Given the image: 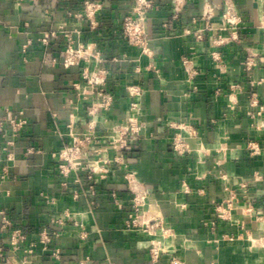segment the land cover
I'll return each instance as SVG.
<instances>
[{"label": "crops", "instance_id": "crops-1", "mask_svg": "<svg viewBox=\"0 0 264 264\" xmlns=\"http://www.w3.org/2000/svg\"><path fill=\"white\" fill-rule=\"evenodd\" d=\"M84 1L24 0L19 5L0 0V118L23 111L28 120L18 134H0L2 143L15 141L9 149L14 160L0 152V169L6 164L10 172L0 180V207L27 235L21 249L13 251L9 233L0 230L6 246L0 264H171L173 258L181 264H264V0H230L242 18L241 40L221 47L212 39L220 32L226 0H187L177 20L172 0H158L146 21L151 55L122 34L133 0H98L102 23L94 30L86 18L77 17ZM208 10L213 29L199 41L185 30L204 27ZM61 25L79 28L82 40L94 41L109 70L107 88L114 102L95 116L103 144L131 112L134 98L127 86L143 89L141 132L130 149L106 150L110 172L93 190L85 176L75 183L74 175L65 177L57 168L55 154L72 142L69 122L84 131L89 106L99 102L82 79L88 62L66 68L64 38L49 45L40 40ZM215 50L219 63L212 58ZM184 56L197 70L194 77L183 66ZM171 122L187 128H172ZM177 131L191 147L183 157L171 148ZM250 140L262 145L260 155H250ZM119 155L123 159L115 160ZM126 162L136 171L133 186L125 178ZM136 194L145 197L138 219L160 218L169 228L158 262L149 253L151 237L127 224ZM46 196L55 200L47 202ZM232 196L229 218H219L214 204ZM44 228L54 235L48 249L39 241ZM32 243L33 252H26ZM54 248L61 249L59 259L52 255Z\"/></svg>", "mask_w": 264, "mask_h": 264}, {"label": "built area", "instance_id": "built-area-1", "mask_svg": "<svg viewBox=\"0 0 264 264\" xmlns=\"http://www.w3.org/2000/svg\"><path fill=\"white\" fill-rule=\"evenodd\" d=\"M17 4H22L24 0H16ZM187 0H172L173 15L172 19L177 20L186 5ZM158 6V0H133L131 10L124 16L122 21V34L126 38L127 42L141 50L143 54H152L150 46V38L147 34V14L150 10L155 9ZM103 9V4L98 0H85L83 3V12L78 13L77 17H84L88 20L90 30L96 29L102 22L98 18L99 13ZM204 18L207 23L204 27L199 29L187 28L185 32L192 34L194 37L202 41L205 37V32L213 29L210 21V10L205 11ZM242 18L235 11L234 5L230 0H226L225 9L222 14V26L220 32L213 39L212 43L216 47H221L225 44H232L240 42V24ZM264 27V22L263 25ZM63 37L65 40L64 56L62 58V64L64 67L69 68L71 66L80 64L81 61L88 62V65L84 67L82 71V79L92 89L93 94L99 98L97 104L89 106V122L87 128L83 131L80 130L72 119L69 124V136L72 142L64 145L56 154L58 171L65 177L74 175L75 183H81L82 177L85 176L90 182V188L93 190L94 185L98 180L105 179L110 172V161L104 157V153L108 148H113L119 153H122L130 149V144L133 139L141 132L143 127L140 121L139 114V98L143 93V89L139 84H130L127 86L129 95L134 98L131 102V112L127 117L126 123L117 124L113 127V134L109 136L108 144H103L96 132L95 116L99 109H109L114 102L113 94L108 90V75L109 70L103 65V57L100 50L97 49L96 43L92 40H82V30L79 28H69L65 25H61L58 28H51L44 32L40 38L41 42L45 45H49L54 39ZM29 43L24 44L23 49L26 50ZM212 58L216 62H221V54L218 50L212 52ZM118 58H114L117 60ZM192 60L188 56L182 58L183 66L188 73L189 77H194L197 74V70L191 66ZM94 63L93 67H90ZM247 66L251 67V61L248 60ZM238 84H232L231 88H238ZM259 102L254 99L253 104L257 105ZM264 106L261 105V109ZM28 124L27 118L23 116V111L7 112L5 119L0 118V134L4 137L8 136V132L12 135L18 134ZM169 125L172 128L185 130L187 125L182 122H171ZM171 148L173 152L179 156H185L190 150V143L186 135L181 131L172 133ZM15 141L13 138H6L5 142H0V152H6V160H14V154L11 152L10 146H13ZM32 151L33 148H28ZM248 151L252 156H258L262 152V145L255 141L250 140L248 142ZM123 159L121 155L117 156L115 160ZM125 178L130 186L136 183V171L129 166V163L124 164ZM9 167L4 165L0 169V180H6L9 176ZM184 189L189 191L188 185H184ZM145 197L140 194H136L133 197V203L130 207V212L127 217V224L129 229H135L147 233L150 238L149 253L153 262H158L161 255L165 252L164 239L169 231L160 218H153L151 220H139L138 212L142 209ZM232 196L226 203H215L217 216L222 219L229 218L230 210L233 208ZM47 202L54 201L55 198H49L46 196ZM59 223H63V218H58ZM0 230L9 233L8 243L14 251L21 249L24 242L27 240V235L22 228L14 225L13 220L5 208L0 207ZM53 236L46 229H42L39 234V241L43 244L45 249L50 248V244L53 241ZM34 243L30 244V247L26 249V252L32 253ZM6 246L0 245V259L5 256ZM52 255L59 259L61 257V249L54 248ZM171 264H181L180 260L173 258Z\"/></svg>", "mask_w": 264, "mask_h": 264}, {"label": "rangeland", "instance_id": "rangeland-1", "mask_svg": "<svg viewBox=\"0 0 264 264\" xmlns=\"http://www.w3.org/2000/svg\"><path fill=\"white\" fill-rule=\"evenodd\" d=\"M2 243H3V242L0 241V245H3ZM11 249H12V248H11ZM27 249H28V248H27ZM13 251H14V250H13ZM0 262H1V259H0Z\"/></svg>", "mask_w": 264, "mask_h": 264}]
</instances>
